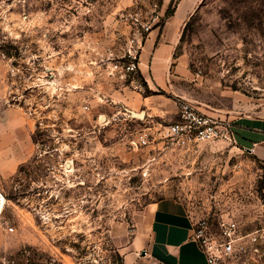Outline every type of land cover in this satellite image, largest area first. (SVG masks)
Wrapping results in <instances>:
<instances>
[{
    "label": "rangeland",
    "instance_id": "374dc122",
    "mask_svg": "<svg viewBox=\"0 0 264 264\" xmlns=\"http://www.w3.org/2000/svg\"><path fill=\"white\" fill-rule=\"evenodd\" d=\"M179 1L0 0V109L34 142L0 186L14 227L1 264H151L130 254L165 198L217 235L227 220L261 229L227 263L264 264V163L234 140L183 146L159 134L183 99L227 120L264 116V0H196L157 85L148 72ZM142 24L152 32L129 73ZM140 131L154 138L133 147Z\"/></svg>",
    "mask_w": 264,
    "mask_h": 264
},
{
    "label": "crops",
    "instance_id": "0c3cea01",
    "mask_svg": "<svg viewBox=\"0 0 264 264\" xmlns=\"http://www.w3.org/2000/svg\"><path fill=\"white\" fill-rule=\"evenodd\" d=\"M195 2L180 0L174 13L165 19L151 71L148 72L149 75L152 72L157 85H160L158 79H162L170 54L177 46L178 31L194 10ZM152 35H157L155 30ZM5 71L6 66L0 61V78ZM142 71L145 74V70ZM13 113L11 108L0 109V186L4 179L17 175L20 167L34 153L31 130L14 119ZM235 134L236 142L244 149L254 148L253 157L264 163V116H240L235 120ZM6 208L0 214V264L2 250L10 235V217ZM194 224V216L181 202L171 198L160 199L153 204L147 229L136 238L130 256L142 251L151 264H209L193 238Z\"/></svg>",
    "mask_w": 264,
    "mask_h": 264
},
{
    "label": "built area",
    "instance_id": "2783aa9c",
    "mask_svg": "<svg viewBox=\"0 0 264 264\" xmlns=\"http://www.w3.org/2000/svg\"><path fill=\"white\" fill-rule=\"evenodd\" d=\"M152 28V25L142 24L138 36L135 35L131 38V48L127 54L128 61L124 64L127 72H138L141 64L140 53L147 40L145 36L151 34ZM134 116L133 112L131 117ZM137 134V141L132 142L133 147L146 146L151 142V138H154L146 131H140ZM159 134L163 139L177 142L183 146L214 140L236 141L235 121L207 114L187 99L180 102L179 120L165 125ZM246 150L249 153L254 152V148ZM6 202L3 192L0 190V214L5 210ZM8 230L13 232L14 227L9 226ZM261 231V229L255 230L245 235L236 222L227 220L221 223V232L217 235L210 231L206 220H200L194 224L193 238L205 253L209 264H228V260L245 250L246 246L242 244V240L249 237L251 245H257L261 239Z\"/></svg>",
    "mask_w": 264,
    "mask_h": 264
},
{
    "label": "bare ground",
    "instance_id": "6f19581e",
    "mask_svg": "<svg viewBox=\"0 0 264 264\" xmlns=\"http://www.w3.org/2000/svg\"><path fill=\"white\" fill-rule=\"evenodd\" d=\"M135 113V112H134ZM135 115L137 116H143V114H139V113H135Z\"/></svg>",
    "mask_w": 264,
    "mask_h": 264
}]
</instances>
